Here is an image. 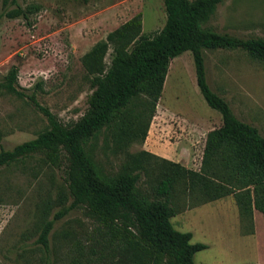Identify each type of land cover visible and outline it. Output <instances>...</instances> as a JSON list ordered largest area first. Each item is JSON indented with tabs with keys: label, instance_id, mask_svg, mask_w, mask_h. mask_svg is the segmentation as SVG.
I'll list each match as a JSON object with an SVG mask.
<instances>
[{
	"label": "rangeland",
	"instance_id": "1",
	"mask_svg": "<svg viewBox=\"0 0 264 264\" xmlns=\"http://www.w3.org/2000/svg\"><path fill=\"white\" fill-rule=\"evenodd\" d=\"M17 7L34 9L26 19L0 18V81L17 66V88L26 96L0 89V150L48 128L47 118L27 96L34 95L64 125L84 114L91 86L81 58L108 32L137 13L143 35L155 34L165 22L163 0H0V15ZM206 26L264 40V0H223ZM204 66L212 91L264 137V64L239 49H216L204 51ZM144 100L136 99L84 148L104 179L124 170L136 173L137 193L153 200L163 171L175 169L166 161L199 169L205 135L220 126L221 117L197 88L189 51L171 60L152 115ZM65 170L64 156L53 167L41 154L0 168V264H71L79 254L90 264L117 259L119 251L83 207L69 209L54 222L46 249L37 242L43 225L71 203ZM171 204L177 211L170 219L173 228L190 232V243L207 246L194 254L195 264H264L261 213L241 218L231 195L201 203L181 179L173 186Z\"/></svg>",
	"mask_w": 264,
	"mask_h": 264
},
{
	"label": "trees",
	"instance_id": "2",
	"mask_svg": "<svg viewBox=\"0 0 264 264\" xmlns=\"http://www.w3.org/2000/svg\"><path fill=\"white\" fill-rule=\"evenodd\" d=\"M222 1L163 0L165 22L155 34L141 33V15L137 13L93 44L81 58L91 86L87 107L70 124L60 123L34 95L27 96L47 118L48 128L11 150L1 149L0 168L37 154L58 167L64 156L71 203L43 225L37 239L43 248L48 246L54 222L69 209L83 207L102 228L106 241L119 251L113 264H125V259L126 264H195L194 254L207 246L190 243L191 233L174 229L170 222L177 214L171 196L179 179L201 203L231 195L241 218H250L253 211L264 216V137L257 128L237 119L228 102L212 91L204 66V51L216 49H239L264 64V40L219 33L206 26ZM32 9L17 7L0 18L26 19ZM185 51L192 55L197 88L206 104L220 114L221 124L205 135L199 169H185L166 161L175 169L163 171L154 188V199L149 200L137 193L136 173L124 170L112 180L104 179L84 145L140 96L145 97L143 106L152 115L171 60ZM17 73V66L12 65L0 81V89L23 98L26 95L17 88ZM145 135L146 129L142 138ZM90 261L79 254L71 264Z\"/></svg>",
	"mask_w": 264,
	"mask_h": 264
},
{
	"label": "crops",
	"instance_id": "3",
	"mask_svg": "<svg viewBox=\"0 0 264 264\" xmlns=\"http://www.w3.org/2000/svg\"><path fill=\"white\" fill-rule=\"evenodd\" d=\"M159 99H160V98H159ZM255 213H256V211H253V217H254Z\"/></svg>",
	"mask_w": 264,
	"mask_h": 264
}]
</instances>
